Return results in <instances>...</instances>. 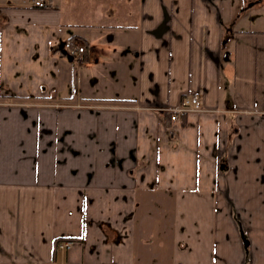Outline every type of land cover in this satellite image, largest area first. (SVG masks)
Segmentation results:
<instances>
[{
  "label": "crops",
  "instance_id": "obj_1",
  "mask_svg": "<svg viewBox=\"0 0 264 264\" xmlns=\"http://www.w3.org/2000/svg\"><path fill=\"white\" fill-rule=\"evenodd\" d=\"M137 2L0 0V264H264V0Z\"/></svg>",
  "mask_w": 264,
  "mask_h": 264
},
{
  "label": "rangeland",
  "instance_id": "obj_2",
  "mask_svg": "<svg viewBox=\"0 0 264 264\" xmlns=\"http://www.w3.org/2000/svg\"><path fill=\"white\" fill-rule=\"evenodd\" d=\"M76 0L77 3H81L88 6L90 4L99 3V6L95 9L97 13L89 15H83L84 13H70L68 16L74 19L85 18V16H94L95 18L106 20L108 17H112V21L118 24H130L132 17H134V11L137 8L138 0ZM70 2V1H69ZM74 2V0H73ZM86 9V11H88ZM85 12V11H82ZM82 22V21H77ZM59 245V244H58ZM71 246V245H70Z\"/></svg>",
  "mask_w": 264,
  "mask_h": 264
},
{
  "label": "built area",
  "instance_id": "obj_3",
  "mask_svg": "<svg viewBox=\"0 0 264 264\" xmlns=\"http://www.w3.org/2000/svg\"><path fill=\"white\" fill-rule=\"evenodd\" d=\"M35 6H37L38 8H43L45 7V3L41 2V1H35L34 2ZM85 52V47L83 45L81 46H77L75 48V50H73L72 52V57L76 62L81 63L82 62V58H83V53ZM182 107L181 109L177 110V112H182V111H188V112H192V111H197L200 109V105H199V96L197 94L192 95L189 98H186L183 103H182ZM71 245L70 241H63L61 244L59 243V248L61 249H66L69 248Z\"/></svg>",
  "mask_w": 264,
  "mask_h": 264
},
{
  "label": "trees",
  "instance_id": "obj_4",
  "mask_svg": "<svg viewBox=\"0 0 264 264\" xmlns=\"http://www.w3.org/2000/svg\"><path fill=\"white\" fill-rule=\"evenodd\" d=\"M66 240H73V239H63V238H59V239H56L55 242H54V247L57 248V245L60 243V242H63V241H66Z\"/></svg>",
  "mask_w": 264,
  "mask_h": 264
},
{
  "label": "water",
  "instance_id": "obj_5",
  "mask_svg": "<svg viewBox=\"0 0 264 264\" xmlns=\"http://www.w3.org/2000/svg\"><path fill=\"white\" fill-rule=\"evenodd\" d=\"M254 3H251L249 6H252Z\"/></svg>",
  "mask_w": 264,
  "mask_h": 264
},
{
  "label": "flooded vegetation",
  "instance_id": "obj_6",
  "mask_svg": "<svg viewBox=\"0 0 264 264\" xmlns=\"http://www.w3.org/2000/svg\"><path fill=\"white\" fill-rule=\"evenodd\" d=\"M76 63H77V64H81L82 62H81V63H79V62H76Z\"/></svg>",
  "mask_w": 264,
  "mask_h": 264
}]
</instances>
